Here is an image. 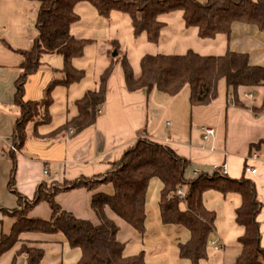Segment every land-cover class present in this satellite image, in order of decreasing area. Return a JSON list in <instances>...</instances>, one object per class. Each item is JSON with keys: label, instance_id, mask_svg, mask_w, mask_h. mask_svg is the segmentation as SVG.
I'll return each mask as SVG.
<instances>
[{"label": "crops", "instance_id": "0c3cea01", "mask_svg": "<svg viewBox=\"0 0 264 264\" xmlns=\"http://www.w3.org/2000/svg\"><path fill=\"white\" fill-rule=\"evenodd\" d=\"M204 3L206 0H198ZM40 3L34 0H0V240L10 235L20 212V196L26 204L34 200L43 185H62L79 179L95 180L107 174L125 152L139 139H150L172 149L189 162L185 178L193 173L213 176L226 165L228 177L240 180L244 175L257 190L262 209L258 215L261 246L264 248V87L239 88L237 97L221 80L218 98L208 106H193L189 87L176 97L153 90L130 92L120 65H116L108 80L106 102L98 110L95 124L74 135L60 132L66 124L78 117L77 102L89 92L98 89L100 79L113 59V44L117 43L125 55L134 75L141 74V60L146 55H185L193 51L201 56L221 57L228 52L247 54L252 66L264 68V31L254 25L236 23L230 35L215 39H201L196 28H186L181 12L159 17L164 24L158 44H151L147 34L135 38L131 18L127 14L112 12L108 19L99 15L87 2L79 3L75 13L79 20L71 26V35L89 41L82 58L73 66L84 71V78L70 87L57 86L52 91L53 105L49 107L48 123L36 120L27 126L24 147L13 153L16 121L21 114L15 104L17 82L22 75L24 52L33 49L39 37L37 21ZM39 70L30 75L23 87L24 101L44 100L51 82L62 80L64 58L57 54H44ZM253 98H249V95ZM238 101V104L235 103ZM101 111V113H99ZM203 127H212L216 134L204 139ZM257 153L259 159L252 160ZM14 189L9 183L14 167ZM255 169L256 173L245 172ZM163 184L152 179L146 196L145 234L118 218L110 209L106 215L119 227L117 240L125 245L124 256L144 253L146 264H192L179 256V245L191 236L180 226L164 225L159 202ZM113 195L111 184H99L95 190L75 189L61 192L55 203L76 218L99 224L92 208L95 194ZM206 210L215 213V231L207 248V259L199 264H235L241 254L239 239L245 229L236 222V212L242 205L239 194L208 191L203 195ZM182 210L186 206L182 204ZM52 210L41 202L28 209L27 218L50 221ZM210 242H216V251ZM44 251L40 264H79L82 253L72 249L61 234L23 233L14 246L0 256V264H28L21 250Z\"/></svg>", "mask_w": 264, "mask_h": 264}, {"label": "trees", "instance_id": "16d2710c", "mask_svg": "<svg viewBox=\"0 0 264 264\" xmlns=\"http://www.w3.org/2000/svg\"><path fill=\"white\" fill-rule=\"evenodd\" d=\"M40 3L37 21L39 37L33 49L24 52L21 66L22 75L17 82L15 104L21 114L16 121L13 145L18 150L24 147L27 140V126L35 123L40 112L50 121L48 109L53 105L52 91L57 86L70 87L80 82L84 71L74 68L73 61L82 58L89 41L78 40L71 33V26L79 17L75 7L79 3H90L103 18L108 19L112 12L127 14L132 21L135 38L147 34L151 44H158L164 24L159 17L174 12H181L186 28H196L201 39H215L218 35H230L236 23L254 25L264 31V0H34ZM116 51L117 57L112 60L100 79L99 87L87 93L77 102L79 115L66 124L60 132L71 131L78 135L92 127L98 110L106 102L108 80L115 66L120 65L126 87L130 92L153 90L171 97L179 95L184 88L191 91L193 106H208L218 98V86L225 80L229 89L237 97L239 88L264 87V68L252 66L247 54L228 52L221 57L201 56L189 51L185 55H146L141 60V74L136 77L125 55H121L117 43L113 44L111 54ZM44 54H57L64 58L63 79L50 83L45 98L39 102L24 101L23 87L26 79L36 73L41 66ZM238 104V101H235ZM44 104V105H43ZM264 109V103H263ZM264 143V140L261 144ZM12 170L9 186L13 193L16 164ZM189 162L179 157L172 149L150 139H139L128 149L123 158L100 179H79L39 188L35 198L28 204L31 208L46 202L52 210L50 221H38L27 218V212L16 213L17 221L10 235L0 240V256L10 250L23 233L61 234L72 249L82 253L79 264H146L144 253L125 257V245L117 240L119 227L106 215L110 209L140 235L145 234L146 196L152 179H159L163 184L159 202L164 225L180 226L190 233V240L179 245V256L192 264H199L207 259V248L211 235L215 231V213L206 210L203 195L208 191L222 194L237 193L242 198V205L236 212V222L245 229L239 239L241 254L235 264H264V248L261 246L260 224L258 215L262 204L258 200L255 184L245 175L240 180L228 176L200 175L187 180L185 172ZM246 172V169H245ZM97 183L111 184L114 194L109 196L98 193L93 196L92 208L99 219L95 225L90 221L76 218L72 213L62 210L55 203V196L61 192L75 189L93 191ZM48 188V187H47ZM179 188L186 189V198L177 196ZM19 204L23 202L18 196ZM186 206L185 210L181 205ZM21 254L26 256L28 264H40L44 251L24 247Z\"/></svg>", "mask_w": 264, "mask_h": 264}, {"label": "built area", "instance_id": "2783aa9c", "mask_svg": "<svg viewBox=\"0 0 264 264\" xmlns=\"http://www.w3.org/2000/svg\"><path fill=\"white\" fill-rule=\"evenodd\" d=\"M249 98H253V95H249L248 96ZM99 113H101V111H99ZM202 134H203V138L204 139H208V138H213L216 134V131L214 128L212 127H203L202 128ZM10 151L13 152V153H17L18 149L16 148L15 145H12L11 148H10ZM252 160H258L259 157H258V154L257 153H254L251 158ZM247 172H251L252 174H255L256 173V170L255 169H250V168H247L246 170ZM216 174H218L219 176H227L228 175V169H227V166L226 165H223L221 167H219L216 171H215ZM201 174L199 173V171H195L193 173V177L192 179H196L200 176ZM177 196L181 199V200H184L186 198V189L185 188H179L178 191H177ZM210 246H212L216 251L220 250V247L217 245L216 242H210Z\"/></svg>", "mask_w": 264, "mask_h": 264}, {"label": "rangeland", "instance_id": "374dc122", "mask_svg": "<svg viewBox=\"0 0 264 264\" xmlns=\"http://www.w3.org/2000/svg\"><path fill=\"white\" fill-rule=\"evenodd\" d=\"M115 52V51H114ZM113 52V53H114ZM113 53L111 54V56H113ZM44 105V104H43ZM37 121H39L40 123H45V121H46V117L44 116V114H43V112H40V114H39V116L37 117ZM99 185V183H97L95 186H98ZM52 186L53 185H49V186H47L46 187V190H50V189H52ZM28 209H29V207H28V204H26L25 202H22L21 203V206H20V212H19V216L18 217H21V214L22 213H25V212H27L28 211ZM262 261H263V263H264V258H262Z\"/></svg>", "mask_w": 264, "mask_h": 264}, {"label": "water", "instance_id": "95a60500", "mask_svg": "<svg viewBox=\"0 0 264 264\" xmlns=\"http://www.w3.org/2000/svg\"><path fill=\"white\" fill-rule=\"evenodd\" d=\"M113 57L114 58L117 57V52L116 51L113 53Z\"/></svg>", "mask_w": 264, "mask_h": 264}]
</instances>
